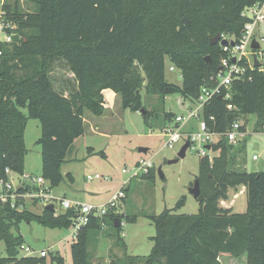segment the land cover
<instances>
[{
    "label": "trees",
    "instance_id": "1",
    "mask_svg": "<svg viewBox=\"0 0 264 264\" xmlns=\"http://www.w3.org/2000/svg\"><path fill=\"white\" fill-rule=\"evenodd\" d=\"M257 1L34 0L36 8L31 11L3 4L1 21L11 40H0V178L5 177L6 167L24 172V126L28 118H35L41 129L37 139L41 175L51 188L57 186L66 154L84 131V109L103 114L105 88L119 95L123 107L144 108L147 125L152 126V117L159 119L160 130L171 125L176 114L148 109L155 98L146 99L145 105L141 90L163 104L165 96L174 93L194 103L202 87L215 88L213 75L223 52L209 40L216 34L239 36L247 20L242 11ZM184 16L189 23L182 20ZM17 31L22 37L15 40ZM54 58L63 61L73 75L74 88L66 95L54 87L49 75ZM166 60L179 70L180 85L165 79ZM251 72V80H234L205 103L202 115L210 128L224 131L249 114L255 116L257 128L264 123V70ZM226 90L229 98L224 97ZM242 147L221 136L211 147L217 155L211 160L199 157L197 212H177L186 203L182 196L174 208L148 215L155 227L150 253L145 259L111 254L110 264H223L221 257L235 261L243 255L245 264H264V171L236 167ZM239 185L246 188L245 211L218 210V201L228 189ZM16 205L22 208L0 205V242L6 253L0 256V264H65L58 252L49 253V258L18 257L23 237L12 229L18 230L22 221L68 228L74 213L67 210L55 215L43 208L35 215L23 208L21 198ZM115 209L92 218L78 232L70 247L71 264H99L93 261L92 250L104 227L113 229L106 237L125 248L120 235L122 218ZM135 219L136 215H125L128 222Z\"/></svg>",
    "mask_w": 264,
    "mask_h": 264
},
{
    "label": "rangeland",
    "instance_id": "2",
    "mask_svg": "<svg viewBox=\"0 0 264 264\" xmlns=\"http://www.w3.org/2000/svg\"><path fill=\"white\" fill-rule=\"evenodd\" d=\"M3 4L15 5L21 11H31L36 8L34 0H0V8ZM14 33L15 40L22 37V32ZM170 66L172 64L166 60L165 79L180 85L182 78L179 70L177 68L170 70ZM49 75L56 89L68 93L74 88L73 75L60 59L54 58L51 61ZM141 95L145 105L146 99L155 98V102L146 107L156 108L157 111L163 109L177 114L186 112L189 107L194 106L182 100L179 103L181 97L176 93L165 96L163 104L157 96L146 95L144 89L141 90ZM102 98L104 106L102 115L98 116L89 109H84V131L74 139L67 152L61 165L62 180L51 188V195L54 198L66 197L87 204H106L123 188L125 197L117 202L115 212L122 218L120 235L125 242V248L116 246L112 237H106L105 234H112L113 229L104 227L92 250L93 261L110 264L111 254L117 258L131 255L145 259L153 245L151 237L155 235L154 224L148 215H157L166 208H174L182 196L186 197V203L177 212L179 214L197 212L198 203L188 188L197 178L198 161L202 155L199 154L197 145L192 144L187 148L183 158L168 163V160L175 158L183 141L175 143L171 148L165 146L167 137L159 129L157 124L159 119L155 120L152 117L149 121L152 126L147 125L141 111L123 107L119 95L111 88L102 91ZM21 110L27 115L26 108ZM239 120L244 129V136L238 142V145L241 144L243 147L237 156L236 167L247 172L264 171V123L257 128L253 114L240 117ZM40 132L39 120L28 118L24 126L26 147L24 171L37 176L41 175L40 146L37 143ZM140 147H146L148 151L139 152ZM217 154L218 151L211 150L203 156L211 160ZM252 155H256V159H253ZM140 160H151L152 168L149 167L146 172L130 177L132 168L138 167ZM159 166L163 178L157 173ZM123 169L129 171L125 173L122 172ZM67 174H70L73 180H70ZM95 174L100 177L87 179L89 175ZM17 180L15 177V184ZM56 207L58 212H63L60 206L56 205ZM23 208L35 215L41 214L43 210L41 204L28 198L24 199ZM210 208V213L213 214L214 205H210ZM217 209L229 213L245 211V186L229 188L226 196L218 201ZM125 215H136V219L128 222L125 220ZM12 231L14 234L22 235L24 246L36 251L47 249L46 258H49V253L58 252L64 257L65 264H71L70 247L74 240L71 236V227L50 228L35 221H22L18 230L12 229ZM22 254L18 248V257ZM5 255L4 243L0 242V256ZM224 258H220L223 264H233V262L245 264L246 261L245 255L242 256V260L235 261H231L228 257Z\"/></svg>",
    "mask_w": 264,
    "mask_h": 264
},
{
    "label": "built area",
    "instance_id": "3",
    "mask_svg": "<svg viewBox=\"0 0 264 264\" xmlns=\"http://www.w3.org/2000/svg\"><path fill=\"white\" fill-rule=\"evenodd\" d=\"M242 16L247 18L239 36L220 34V39H225L226 44L222 45L218 42L223 56L217 66V72L213 75L216 81V87L209 89L202 87L198 98L189 107L186 112L177 113L174 122L161 129L163 135L167 137L165 146L173 147L179 141H189L190 145L196 144L200 155L208 154L212 149H206L205 145L217 143L221 136L227 138L232 144H237L244 136L241 129L240 120L233 121L224 131H216L209 127L208 121L203 117L202 110L205 103L215 94H219L222 88L228 89L234 80H251L254 69L264 70V0H259L253 5L242 11ZM2 9L0 8V40L10 41L11 36L5 32L4 23L1 21ZM253 40L258 44L257 47L252 46ZM254 58L259 62L258 66L254 65ZM174 67L170 66V70ZM224 97L229 98L230 92L226 90ZM182 99L179 100V103ZM183 101V100H182ZM184 104V103H182ZM227 107L230 109L231 104ZM213 117H209L212 120ZM186 126V128H185ZM192 126V127H191ZM256 159V155H252ZM152 166L151 160H140L138 167H133L130 177L144 173ZM129 170L123 169L122 172ZM5 177L0 178V205L9 204L11 207H22L16 205L18 198H28L33 202L41 204L42 209L48 204H52L55 215L60 214L56 205L63 209V212L71 210L74 216L71 219L69 227L72 228L71 236L75 238L80 230H82L92 218L101 217L107 212L114 210L118 201L125 197V192L121 188L116 192L111 200L106 204H87L66 197L54 198L51 195L50 183L42 175H33L28 173H15L10 168L4 170ZM17 177V183L14 178ZM98 174L88 176L87 179L99 178ZM129 181V180H128ZM127 184V183H126ZM28 186V188H26ZM21 188L20 192L18 189ZM61 212V213H63ZM23 257H46L47 249L36 251L30 247L19 246Z\"/></svg>",
    "mask_w": 264,
    "mask_h": 264
},
{
    "label": "water",
    "instance_id": "4",
    "mask_svg": "<svg viewBox=\"0 0 264 264\" xmlns=\"http://www.w3.org/2000/svg\"><path fill=\"white\" fill-rule=\"evenodd\" d=\"M182 20L184 22H186V23H189V19H187L185 16L182 18ZM218 42H220V44H222V45H225L227 43L225 39H220V34H216L215 36L211 37L210 40H209V43L211 45L216 44ZM252 46L253 47H257L258 46V44L256 43L255 40H253ZM204 58H205V60H208V61L210 60V56L209 55H206ZM254 65L255 66L259 65V62L257 61L256 58H254ZM140 111H141L142 114L145 113L144 108H140ZM189 146H190L189 141H185L182 144V146L180 147V149L178 150L175 158H173L171 160H168V163H174V162H177L180 158H183L185 156L186 150H187V148ZM205 148L206 149H210L211 148L210 144L205 145ZM138 150H139V152L146 153L148 151V148L140 147ZM157 173H158L160 178H163V173L161 171V166L157 167ZM26 188H28V186ZM188 191L190 192V194L193 196L194 199H196L199 196V194H200V185H199L198 178H196L193 181V184H192V186H190L188 188ZM45 208L48 209L51 212L54 211V208H53L52 204L46 205ZM118 221H119L118 218H115V224H114L115 226H118V224H119ZM26 264H29V263H26Z\"/></svg>",
    "mask_w": 264,
    "mask_h": 264
},
{
    "label": "crops",
    "instance_id": "5",
    "mask_svg": "<svg viewBox=\"0 0 264 264\" xmlns=\"http://www.w3.org/2000/svg\"><path fill=\"white\" fill-rule=\"evenodd\" d=\"M67 93H65V95H66ZM25 172V171H24Z\"/></svg>",
    "mask_w": 264,
    "mask_h": 264
}]
</instances>
